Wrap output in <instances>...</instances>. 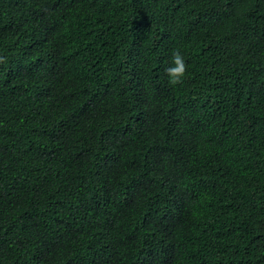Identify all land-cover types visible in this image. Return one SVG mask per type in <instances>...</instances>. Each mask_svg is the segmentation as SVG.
<instances>
[{
  "label": "trees",
  "instance_id": "obj_1",
  "mask_svg": "<svg viewBox=\"0 0 264 264\" xmlns=\"http://www.w3.org/2000/svg\"><path fill=\"white\" fill-rule=\"evenodd\" d=\"M0 56V264H264V0H0Z\"/></svg>",
  "mask_w": 264,
  "mask_h": 264
},
{
  "label": "clouds",
  "instance_id": "obj_2",
  "mask_svg": "<svg viewBox=\"0 0 264 264\" xmlns=\"http://www.w3.org/2000/svg\"><path fill=\"white\" fill-rule=\"evenodd\" d=\"M7 57L0 56V63L6 62ZM171 65L165 68L168 82L172 86H176L183 82V78L188 70L184 55L180 50H173L171 57Z\"/></svg>",
  "mask_w": 264,
  "mask_h": 264
}]
</instances>
